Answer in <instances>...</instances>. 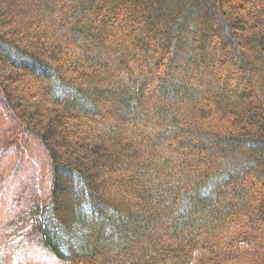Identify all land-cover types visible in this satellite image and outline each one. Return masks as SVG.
I'll return each instance as SVG.
<instances>
[{"label":"trees","instance_id":"obj_1","mask_svg":"<svg viewBox=\"0 0 264 264\" xmlns=\"http://www.w3.org/2000/svg\"><path fill=\"white\" fill-rule=\"evenodd\" d=\"M5 116L52 179L15 221L58 260L264 264V0H0Z\"/></svg>","mask_w":264,"mask_h":264},{"label":"rangeland","instance_id":"obj_2","mask_svg":"<svg viewBox=\"0 0 264 264\" xmlns=\"http://www.w3.org/2000/svg\"><path fill=\"white\" fill-rule=\"evenodd\" d=\"M26 131L11 116L0 123V148L13 150L16 159L12 163L13 182L0 177V205L4 206V225L12 231V244L5 250L8 264H68L58 260L39 239L30 219L16 222L14 215L26 209L32 197H44L51 186V171L47 153L41 142ZM41 148H40V147ZM8 161H11L9 158ZM6 180V181H5ZM11 180V181H12ZM10 220V221H8ZM10 227V228H9ZM0 252L4 254L3 248Z\"/></svg>","mask_w":264,"mask_h":264}]
</instances>
